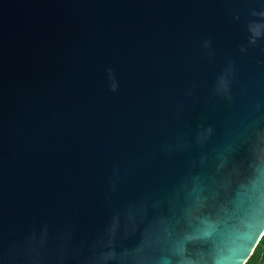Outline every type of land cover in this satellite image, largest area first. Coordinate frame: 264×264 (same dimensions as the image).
Returning a JSON list of instances; mask_svg holds the SVG:
<instances>
[{
	"label": "water",
	"instance_id": "obj_1",
	"mask_svg": "<svg viewBox=\"0 0 264 264\" xmlns=\"http://www.w3.org/2000/svg\"><path fill=\"white\" fill-rule=\"evenodd\" d=\"M263 235L264 0H0V264H246Z\"/></svg>",
	"mask_w": 264,
	"mask_h": 264
},
{
	"label": "trees",
	"instance_id": "obj_2",
	"mask_svg": "<svg viewBox=\"0 0 264 264\" xmlns=\"http://www.w3.org/2000/svg\"><path fill=\"white\" fill-rule=\"evenodd\" d=\"M246 264H264V235Z\"/></svg>",
	"mask_w": 264,
	"mask_h": 264
},
{
	"label": "clouds",
	"instance_id": "obj_3",
	"mask_svg": "<svg viewBox=\"0 0 264 264\" xmlns=\"http://www.w3.org/2000/svg\"><path fill=\"white\" fill-rule=\"evenodd\" d=\"M115 88V87H114Z\"/></svg>",
	"mask_w": 264,
	"mask_h": 264
}]
</instances>
